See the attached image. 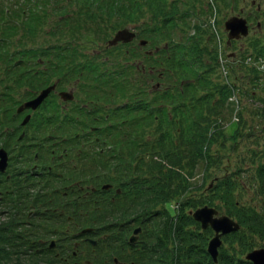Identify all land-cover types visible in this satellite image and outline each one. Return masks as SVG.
<instances>
[{
  "label": "trees",
  "instance_id": "obj_1",
  "mask_svg": "<svg viewBox=\"0 0 264 264\" xmlns=\"http://www.w3.org/2000/svg\"><path fill=\"white\" fill-rule=\"evenodd\" d=\"M179 1L0 0V59L17 61L19 82L26 74L31 94L54 75L77 87V100H50L52 106L39 108L25 127L15 108L2 103L0 147L9 163L0 175V214L9 210L0 224V264L40 262V251L19 243L25 232L15 228L24 209L68 212L83 229L129 220L131 228H141L144 245L134 264H254L246 255L264 248V75L242 57L231 59L224 75L215 41H204L205 30L186 19L196 12L187 7L181 13ZM150 17L157 20L152 25ZM140 21L154 43L173 28L181 38L158 43L156 56L122 43L107 47L118 29ZM101 43L105 60L95 52ZM233 95L237 103L229 102ZM37 113L45 118H34ZM64 148L74 153L76 166L60 167L58 185L38 190L31 167L68 161L48 154ZM106 183L112 189L103 190ZM204 206L239 224L222 237L217 261L207 250L214 230L191 214ZM108 232L104 240L116 249L107 258L98 255L97 264L120 256L122 238L116 228Z\"/></svg>",
  "mask_w": 264,
  "mask_h": 264
},
{
  "label": "flooded vegetation",
  "instance_id": "obj_2",
  "mask_svg": "<svg viewBox=\"0 0 264 264\" xmlns=\"http://www.w3.org/2000/svg\"><path fill=\"white\" fill-rule=\"evenodd\" d=\"M197 2L199 4L196 5V8H203L205 12L209 9L214 10V22L217 17L218 25H220L218 21L221 17L222 27L220 29L216 27L218 34L214 36H216V40L225 43L233 55H239L240 52L252 49L256 45L264 47V0H198ZM228 20H240L246 28V33L241 31L238 35L231 34V30L226 28ZM48 154L51 155L52 160L60 158L62 155L65 158H70L68 161H49L31 167L30 171L37 178L40 191H44L43 187L46 183H49L52 188L54 185H58L62 180L61 176H63L62 171L58 170L60 167L66 169L76 166V157L68 148H64L62 151L51 150ZM5 174L6 172H0L1 176ZM68 185H72V182H68ZM64 188L69 189L67 186ZM5 210L1 213L6 215L9 209ZM18 214L22 218L18 222V228L15 229L25 232L24 235L19 234L22 237V241L19 242L21 249L40 251V262H45L48 259L57 263L84 264L87 262L88 264H97L98 255L107 258L110 250L116 249V244L112 245L104 240L111 235L108 230L115 228L117 236L122 238L118 243L120 256H113V260L105 259L100 264H134L133 258L141 253L144 246L141 241H138L139 234H135V227L131 228L132 222L129 220H118L107 226L105 230H98L91 226L84 229L76 226L73 224V217L68 212L61 213L56 209H34L32 211L24 209L22 212L18 211ZM60 214H64L65 217L60 219ZM47 222L51 223L47 224ZM60 222L63 224L62 227H56L55 225ZM81 234L83 236H80ZM133 237L137 238L133 240ZM81 240H84L85 249H79V245L82 244ZM93 240L96 242L94 243ZM88 254L92 257L91 260L85 259Z\"/></svg>",
  "mask_w": 264,
  "mask_h": 264
},
{
  "label": "water",
  "instance_id": "obj_3",
  "mask_svg": "<svg viewBox=\"0 0 264 264\" xmlns=\"http://www.w3.org/2000/svg\"><path fill=\"white\" fill-rule=\"evenodd\" d=\"M226 28L231 30V34L236 35L239 32L243 31L246 33V28L240 20H228L226 22ZM135 36V33L129 29H122L118 31L111 44H117L119 41L128 42L132 40ZM50 91V88L43 91V93L36 99L26 103L27 107L36 108L41 101L44 99L46 94ZM65 98H72L71 95H63ZM0 170H4L7 164L6 153L4 150H0ZM218 211L215 208L204 206L197 209L193 216L196 220H199L202 223L203 228H207L209 225L215 230V236L210 240L208 244V252L211 254L213 259L217 261L219 246L222 244L221 236L223 234L236 231L239 229V224L233 219L226 215L217 216ZM247 259L251 260L254 264H264V248L254 249L247 254Z\"/></svg>",
  "mask_w": 264,
  "mask_h": 264
},
{
  "label": "rangeland",
  "instance_id": "obj_4",
  "mask_svg": "<svg viewBox=\"0 0 264 264\" xmlns=\"http://www.w3.org/2000/svg\"><path fill=\"white\" fill-rule=\"evenodd\" d=\"M198 0H194V1H192L190 4H191V6H193L194 7V5H198L199 3L197 2ZM180 8H179V11L181 12V13H184L186 10H185V8H187V6L185 5H182V6H179ZM193 13V12H192ZM151 16V15H150ZM192 19H193V16H191V17H189V18H187V20H188V23L190 22L191 23V21H192ZM154 21H157V20H152L151 19V17L148 19V22H150L151 24L150 25H152L153 24V22ZM143 21H140L139 22V24L142 26V23ZM194 23L195 24H200L201 23V21L197 18L195 21H194ZM218 23L220 24V25H218L217 24V17H216V21H215V26L216 27H218V29H220V27H222V25H221V23H222V19H221V17H220V19H219V21H218ZM145 24L146 23H144L143 24V26L142 27H144L145 26ZM187 24V23H186ZM134 24H130V25H128V26H133ZM218 25V26H217ZM203 26L205 27V33H204V41L205 40H207V34H209L210 33V31H211V29H209V28H207V23H204L203 24ZM168 32H169V34H170V36L169 37H167L169 40H178V39H180L181 38V32L179 31V29H177V28H173L171 31H169L168 30ZM147 36L149 35V34H146ZM167 36V35H166ZM167 38L166 39H164V40H161V38L160 39H157V40H155V44H164V42H165V40H167ZM78 39H80V38H78ZM77 39V40H78ZM92 38H89V39H87V38H85V37H83L82 38V41L84 42V43H86L87 45H93L94 43H92ZM98 43V42H97ZM153 44H154V42H153ZM120 57V56H119ZM140 59H141V57H140ZM198 179H199V177H198ZM5 216H3V215H1L0 216V224H2L3 222H5ZM3 225V224H2ZM171 254V253H170ZM2 260H4L3 258H0V261H2ZM3 262H6V260L5 261H3ZM8 264V263H7ZM31 264H43V262H34V263H31Z\"/></svg>",
  "mask_w": 264,
  "mask_h": 264
}]
</instances>
